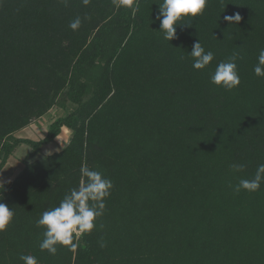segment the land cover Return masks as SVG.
<instances>
[{"label": "trees", "instance_id": "16d2710c", "mask_svg": "<svg viewBox=\"0 0 264 264\" xmlns=\"http://www.w3.org/2000/svg\"><path fill=\"white\" fill-rule=\"evenodd\" d=\"M161 2L133 11L120 0H0V171L31 148L0 192L14 211L0 264H264V183L234 190L264 164V78L253 71L264 0H208L170 42ZM237 12L239 24L223 19ZM198 39L215 57L203 70L188 53ZM234 52L241 84L228 91L210 75ZM54 107L64 114L44 138L15 137ZM63 128L69 143L39 157ZM84 166L112 181L103 215L74 236L76 251H41L37 220L81 185Z\"/></svg>", "mask_w": 264, "mask_h": 264}, {"label": "clouds", "instance_id": "9594fccd", "mask_svg": "<svg viewBox=\"0 0 264 264\" xmlns=\"http://www.w3.org/2000/svg\"><path fill=\"white\" fill-rule=\"evenodd\" d=\"M87 5L89 0H83ZM208 0H162L159 5L156 19L160 23V31L164 34V39L169 42L177 38V27L187 26L180 21L184 18H196L202 15L206 9ZM120 6L138 10V0H120ZM85 20L89 17H85ZM228 24H239L242 17L237 12L233 15L223 17ZM82 21L76 17L70 22L69 27L72 30H78ZM193 58L192 67L195 70H203L214 60L212 51H205L198 39L192 46L191 52H188ZM239 53H233L226 61L217 64L215 71L210 75V82L225 90L232 91L241 84L236 60ZM257 64L254 66V73L257 77L264 78V49L259 50ZM244 164H233L231 168L235 172H242L245 169ZM81 175L84 177L78 188H73L60 201L59 205L44 211L37 220V227L45 229L44 239L39 247L41 251L47 250L48 253L55 255L57 245L66 247L69 251H76L78 243L74 242V236L80 237L83 234H90L96 227V221L103 215L105 209V199L109 197L110 190L113 187L112 181L104 177L103 173L89 169L84 166L81 168ZM264 183V164H259L253 179H240L235 185V192L239 193L241 189L255 192L260 189ZM4 191V183L0 181V192ZM3 197L0 196V200ZM14 217V211L3 202H0V232L5 231ZM103 246V245H102ZM20 259L24 264H38L36 257L32 255H21Z\"/></svg>", "mask_w": 264, "mask_h": 264}, {"label": "rangeland", "instance_id": "374dc122", "mask_svg": "<svg viewBox=\"0 0 264 264\" xmlns=\"http://www.w3.org/2000/svg\"><path fill=\"white\" fill-rule=\"evenodd\" d=\"M69 110H72V105L69 104ZM64 114L63 111L59 108V107H54L45 117L44 119L41 121V123L37 124L36 123V126H38V128H42V126L45 127V132L40 129V130H37V127L36 126H33L31 128V130L33 129L34 131V135L36 136V139L35 140H40L42 139L46 133L48 132V129H49V125L60 115ZM43 124V125H41ZM21 136H25L24 133L21 134ZM27 137H29L30 139H33V137L27 133ZM33 139V140H34ZM59 142V145L56 143V142H53L51 144H49L48 146L44 147L43 148V151H42V154H40L39 157H44V156H47V155H50V154H53L55 152H59L62 147L66 144L65 141H63L61 138H58L57 139ZM31 151V148L27 145H22L20 147H18L14 153V157L16 158L15 160H13V167H16L18 168L17 169V172H20V170L25 166L26 162H25V156L27 153H29ZM22 172V171H21Z\"/></svg>", "mask_w": 264, "mask_h": 264}, {"label": "crops", "instance_id": "0c3cea01", "mask_svg": "<svg viewBox=\"0 0 264 264\" xmlns=\"http://www.w3.org/2000/svg\"><path fill=\"white\" fill-rule=\"evenodd\" d=\"M44 118H42V119H40V120H38L37 122H35L34 124H32V125H30L29 127H27V128H25L24 130H22V131H20V132H18L16 135H15V137H17V138H22V139H30L29 137H27V133H29L32 137H33V139L35 138L36 139V136L34 135V131H33V129L31 130V128L33 127V126H36V123L37 124H39V123H41V121L43 120ZM41 125H43V124H41ZM37 127V130H42V132L44 131L45 132V127L44 126H42V128L40 127V128H38V126H36ZM24 133V137L23 136H21V134H23ZM47 134V133H46ZM46 136V135H45ZM44 136V137H45ZM43 137V138H44ZM70 137H71V131L70 130H68L67 128H63V130H62V133H61V135L58 137V138H61L63 141H65L66 142V144L63 146V147H65L68 143H69V140H70ZM58 138H56V140L54 141V142H56L58 145H59V142H57L58 140ZM33 139H31V140H33ZM34 139V140H35ZM35 141H38V140H35ZM48 146V145H47ZM62 147V148H63ZM30 153V152H29ZM28 154V153H27ZM27 154H26V156H27ZM25 156V157H26ZM16 158L14 157V156H12V157H10V159L8 160V162H7V164L5 165V167L0 171V181H3V183H7V182H11V181H13L20 173H21V171H23V169L25 168V166L20 170V172H17V169L18 168H16V167H13L12 165H13V160H15Z\"/></svg>", "mask_w": 264, "mask_h": 264}]
</instances>
